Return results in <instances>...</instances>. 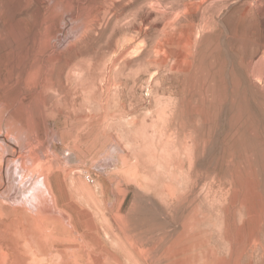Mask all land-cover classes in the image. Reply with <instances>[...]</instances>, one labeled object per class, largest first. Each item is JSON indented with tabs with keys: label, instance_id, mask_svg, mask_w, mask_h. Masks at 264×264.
<instances>
[{
	"label": "rangeland",
	"instance_id": "374dc122",
	"mask_svg": "<svg viewBox=\"0 0 264 264\" xmlns=\"http://www.w3.org/2000/svg\"><path fill=\"white\" fill-rule=\"evenodd\" d=\"M87 2L0 0V264H264V0Z\"/></svg>",
	"mask_w": 264,
	"mask_h": 264
},
{
	"label": "bare ground",
	"instance_id": "6f19581e",
	"mask_svg": "<svg viewBox=\"0 0 264 264\" xmlns=\"http://www.w3.org/2000/svg\"><path fill=\"white\" fill-rule=\"evenodd\" d=\"M101 1H103V0H89V2H87V3H89V5H88V7H89V11H91V12H93V11H95L97 14H96V19L98 20V18L102 15V13H103V9H101L102 7H100L101 5H102V2ZM101 2V3H100ZM204 4V2H200V3H198L197 4V9H201V7H202V5ZM104 8V7H103ZM96 9V10H95ZM105 9V8H104ZM90 14V13H89ZM92 14V13H91ZM95 14V13H94ZM104 14V13H103ZM89 16V15H88ZM118 17V16H117ZM90 18V17H89ZM92 18V17H91ZM119 19V18H118ZM117 19V20H118ZM93 20V19H92ZM99 20H101V19H99ZM39 68V67H38ZM38 71V70H37ZM32 73V72H31ZM66 179V178H65ZM51 187H49V189H50ZM52 190H50V193H53V192H51ZM49 194V193H48ZM52 196H55V195H53L52 194ZM52 198V197H51ZM54 199V198H53ZM56 199V198H55ZM52 202H53V200H52ZM32 204H33V206H34V208L36 207L38 210H37V212H38V215H41L42 216V218H43V220H44V223H48V222H50V220H48V218H49V215L51 214L52 215V213L50 212L49 213V211H47V206L46 205H44V202H43V206L40 204V202L38 201V202H36V203H33L32 202ZM55 204V203H54ZM57 204V203H56ZM55 204V205H56ZM57 208V207H56ZM58 209V208H57ZM58 210H60V209H58ZM56 211V210H55ZM63 213V212H62ZM14 215L16 216V217H20V218H22L23 217V215H24V213H23V211L21 210V209H15V211H14ZM3 217V216H2ZM52 217V216H51ZM27 219V218H26ZM56 219V218H55ZM59 219L61 220V224L60 223H58V225L60 224V225H62L63 227L64 226H66L65 224H63L64 222H63V217H61V216H59ZM19 220H21V219H19ZM53 221V220H52ZM16 222H17V220H16ZM19 222H21V221H19ZM63 222V223H62ZM8 224H10V223H8ZM23 224V223H22ZM11 225V224H10ZM47 225V224H46ZM59 225V226H60ZM45 226V225H44ZM43 227V226H42ZM14 230H16L17 229V227L16 228H13ZM54 229V228H53ZM64 229V228H63ZM65 229H67L66 227H65ZM64 229V230H65ZM19 230V229H18ZM17 230V231H18ZM25 230H26V228H25ZM58 231V230H57ZM61 231H63L62 229H61ZM65 232V231H64ZM22 233L23 232H21V235H22ZM25 233V232H24ZM23 233V234H24ZM3 234V233H2ZM20 235V236H21ZM25 235V234H24ZM18 236H19V234H18ZM10 237V236H9ZM24 237H26V236H24ZM23 237V238H24ZM1 238H5V237H1L0 236V239ZM14 239V238H13ZM27 239V241L28 242H30L29 241V239L28 238H26ZM2 253H4V252H2ZM6 253V252H5ZM3 255V254H2ZM4 255H6V254H4ZM7 256V255H6Z\"/></svg>",
	"mask_w": 264,
	"mask_h": 264
}]
</instances>
